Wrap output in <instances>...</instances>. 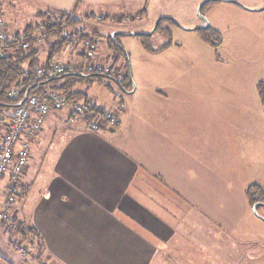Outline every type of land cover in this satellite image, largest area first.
<instances>
[{
  "label": "crops",
  "instance_id": "0c3cea01",
  "mask_svg": "<svg viewBox=\"0 0 264 264\" xmlns=\"http://www.w3.org/2000/svg\"><path fill=\"white\" fill-rule=\"evenodd\" d=\"M98 49L97 42L96 56ZM74 52L58 61L92 64ZM177 92H139L111 130L104 119L88 131L67 110L48 112L30 142L23 196L13 204L40 250L14 253V234L0 225V264H256L241 188L226 180L240 172L239 148L224 153L225 144L234 145L232 132L222 120L193 119V106L182 97L177 103ZM46 129L60 130L55 147L42 146ZM32 146L42 149L38 168ZM6 186L8 174L0 180V206Z\"/></svg>",
  "mask_w": 264,
  "mask_h": 264
},
{
  "label": "rangeland",
  "instance_id": "374dc122",
  "mask_svg": "<svg viewBox=\"0 0 264 264\" xmlns=\"http://www.w3.org/2000/svg\"><path fill=\"white\" fill-rule=\"evenodd\" d=\"M0 2L2 21L8 34L20 32L34 21V14L39 10L71 12L81 20L79 28L84 33L98 34L97 56L83 57L85 60L92 65L110 63L111 59L105 56L109 53L108 39L114 40L128 55L132 84H126L122 89L112 80L105 83L91 78L80 85L79 89L85 95L81 98H89L95 103L92 106L113 110L121 105L126 108L125 104L143 90H177L176 102L185 98V102L193 106V119H207L210 125L212 121L225 122L223 127L226 132H232L234 145L232 142L225 144L224 153L232 150L240 156L239 174L226 176V180L232 178L241 188V215L245 219L244 226L248 225L244 227L245 233L249 232L253 241L251 253L256 264L264 259V205L257 206L254 212L247 196L251 185H258L264 194V104L257 87L264 80V0ZM97 16L102 18L98 20ZM162 17L172 19L174 23L162 20L158 29L148 36L149 43L152 48L164 45L169 37L159 29L168 27L172 45L159 53L147 51L142 46L140 34L152 32ZM207 25L208 29H202ZM134 33L137 35H132ZM69 49L72 57L77 55L74 52L76 46H69L56 60L64 56L69 58ZM159 57L164 59L159 62ZM115 64L120 76L124 75L128 67L122 56ZM132 91H135L133 95L129 93ZM200 106L203 108H197ZM89 115L94 117L95 114ZM45 134L42 146L51 143L55 147L60 140V130L46 129ZM31 150L33 165L38 168L42 149L32 146Z\"/></svg>",
  "mask_w": 264,
  "mask_h": 264
},
{
  "label": "trees",
  "instance_id": "16d2710c",
  "mask_svg": "<svg viewBox=\"0 0 264 264\" xmlns=\"http://www.w3.org/2000/svg\"><path fill=\"white\" fill-rule=\"evenodd\" d=\"M142 13H145V9ZM33 19L34 21L29 22L20 32L10 34L9 42L2 46L4 56L0 57V109L15 107L23 99L27 89H29L28 95H36L42 100L50 91H54L73 101H78V98L85 96L79 87L87 79L92 78L100 82L112 80L122 89L126 84H132L128 55L114 40L110 39L107 41L109 47L108 60L111 59L109 66L112 69H118L115 63L122 56L128 67L124 75L120 76L119 69L118 74L112 75L111 72L91 71L87 69V66L82 68L80 65L79 69L72 72L52 74L48 70L50 63L67 47L73 46V38L76 36L89 38L91 36L79 28L81 20L71 12L51 9L39 10L34 14ZM163 20H170L171 23H174L169 18ZM161 21L158 22L155 30L158 29ZM159 30L169 37L168 41L160 48L155 49L151 47L148 36L140 35L143 38L142 46L144 49L157 52L171 44L170 29L165 27ZM92 36L98 35L94 32ZM214 40L217 44L219 43L218 40ZM40 65L45 67L42 74L37 73V68ZM257 87L264 104V80L260 81ZM82 102L86 106L85 113L90 116L89 113L94 112V106L90 105L85 98L82 99ZM22 196V189L20 188L18 197ZM247 196L252 206L264 204V194L258 185H251L247 189ZM14 236L29 247V256L34 255V252L37 255L40 250L39 239L28 224L20 221V227L16 229ZM22 256L27 257L28 255Z\"/></svg>",
  "mask_w": 264,
  "mask_h": 264
},
{
  "label": "built area",
  "instance_id": "2783aa9c",
  "mask_svg": "<svg viewBox=\"0 0 264 264\" xmlns=\"http://www.w3.org/2000/svg\"><path fill=\"white\" fill-rule=\"evenodd\" d=\"M101 18V16L96 17L98 20ZM9 37L10 34L5 30L0 11V57L4 56L2 46L9 42ZM97 42L95 36L89 38L76 36L73 38L72 44L77 47L78 52L83 57L95 58ZM79 68L80 66L76 63L53 61L48 70L52 74H59L72 72ZM87 69L104 73L111 72L112 75L118 74V69H112L107 64L95 63L88 65ZM44 70V65H40L37 68V73L42 74ZM105 82L107 83V80ZM52 109L67 110L72 119L81 118L88 131H97L100 128L101 119L108 123L110 130L118 124V114L122 111V105L115 110L94 107L93 113L95 115L93 117L85 113L86 106L83 102L73 101L63 94L50 91L43 100L31 94L25 98L20 106L0 109V180L8 174V186L3 190L0 206V225L7 233L14 234L16 229L20 227V221L17 219L13 204L20 192L21 179L29 158L30 142L39 133L45 117ZM10 245L20 255H29V247L21 242L18 237L14 236ZM36 264L43 263L36 260Z\"/></svg>",
  "mask_w": 264,
  "mask_h": 264
},
{
  "label": "water",
  "instance_id": "95a60500",
  "mask_svg": "<svg viewBox=\"0 0 264 264\" xmlns=\"http://www.w3.org/2000/svg\"><path fill=\"white\" fill-rule=\"evenodd\" d=\"M163 19H165V18L162 17V18H159V19L157 20L155 26L153 27L152 32L147 33V34H140V35H146V36L151 35V33H153V32L155 31L158 22H159L160 20H163ZM207 28H208V25L205 26V27H203L202 29H207ZM132 35H137V34L134 33V34H132ZM81 75H82V74H81ZM28 93H29V89H27V91H26L25 94H24L23 99H22V100H21L16 106H20V105L24 102L25 98L28 96ZM263 111H264V105H263ZM260 205H264V204H256V205H254V206H253V211L256 212V207H257V206H260Z\"/></svg>",
  "mask_w": 264,
  "mask_h": 264
}]
</instances>
